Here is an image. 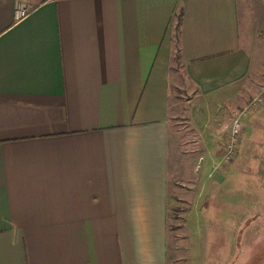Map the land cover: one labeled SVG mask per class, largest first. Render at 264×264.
<instances>
[{"label": "crops", "instance_id": "crops-1", "mask_svg": "<svg viewBox=\"0 0 264 264\" xmlns=\"http://www.w3.org/2000/svg\"><path fill=\"white\" fill-rule=\"evenodd\" d=\"M19 1L0 0V264H168L183 82L196 139L242 124L231 163L210 176L190 165L172 194L188 207L187 246L215 262L233 212L264 224V112L242 118L256 90L236 0H22L16 19Z\"/></svg>", "mask_w": 264, "mask_h": 264}, {"label": "rangeland", "instance_id": "rangeland-1", "mask_svg": "<svg viewBox=\"0 0 264 264\" xmlns=\"http://www.w3.org/2000/svg\"><path fill=\"white\" fill-rule=\"evenodd\" d=\"M236 6L240 40L248 49L251 56L249 68L250 92L251 90H256V92L252 91L250 93V98L248 102L246 101L248 104L244 109L242 118L245 117L253 120L260 117L257 115L259 111L264 112V0H236ZM174 61L175 65L173 70L178 73V80L183 82L180 72L181 68L178 65L176 57ZM182 85L183 87L180 84L177 85V89L174 91L177 113L174 115L175 117L170 127V137H173L174 140L172 141V146H170L171 163L169 166L168 184L170 186L169 191L172 194L173 192L177 193L178 187L184 186L183 180L188 177L182 174L186 175L185 169L190 165V168L193 165L191 172L197 169L198 166H210L211 170L208 174L210 176L215 167L218 168L231 163L235 157L233 153L235 152L237 138L241 133L240 130V133L233 142V153L229 157V160H225L223 157L224 151L222 148H224L229 138L231 125L228 134L226 136L224 135L225 137L222 140L217 138L216 133L211 136L207 135V137L196 139V135L198 136L199 134L194 132L193 125L194 122L198 124L199 121L197 117L188 116L186 112L187 100L192 97V93L188 92L185 88L186 83L183 82ZM234 118H236L235 115ZM255 136L261 138V143L258 141L261 144L259 150L264 153V133H260V135L255 134ZM247 143H249L248 146L250 148L254 145L253 139L251 138L248 139ZM191 172L190 178L192 177ZM236 180H232L234 185ZM258 180L260 182L259 184L254 183L253 177L249 176V182L245 190L249 197H259L257 191L262 196L261 187L263 186V181L261 178ZM257 186H260V189ZM172 194L169 195V198H174V206L168 212V264H197L198 262V264H264V224H261L262 219L259 223L260 225L257 224V220L259 219L257 217L259 216L255 214L256 212H253V214L250 213L248 219H243L242 216L239 217L233 212L232 219L230 221L227 219L225 226L221 227L222 222L220 223V229H218V234L220 235L217 237L215 235L216 243L214 244V249L216 247L217 249H221L224 246V239H226L227 245L225 244L223 250L228 248V251L216 252V261L213 262L212 255L204 252L207 251L206 249L208 247L202 246L204 251H199V253L195 252L194 254L191 251V246H187L188 241H191L192 237L186 236L185 231L182 230L183 217L179 216V214L182 215V212L188 207ZM256 206L255 204L254 208ZM204 255L205 257H203ZM209 255L211 256L210 260L208 259Z\"/></svg>", "mask_w": 264, "mask_h": 264}, {"label": "built area", "instance_id": "built-area-1", "mask_svg": "<svg viewBox=\"0 0 264 264\" xmlns=\"http://www.w3.org/2000/svg\"><path fill=\"white\" fill-rule=\"evenodd\" d=\"M28 9L26 7V3L24 1H19L16 3L15 9H14V16L15 18H21L27 13ZM240 115H238L236 118L232 120L230 132H229V138L225 143L224 146V158L225 160H229L233 153L234 148V140L236 136L240 133V130L242 129V124L240 122Z\"/></svg>", "mask_w": 264, "mask_h": 264}, {"label": "trees", "instance_id": "trees-1", "mask_svg": "<svg viewBox=\"0 0 264 264\" xmlns=\"http://www.w3.org/2000/svg\"><path fill=\"white\" fill-rule=\"evenodd\" d=\"M181 12L179 11L176 15V24H175V29L177 30L178 24H179V19H180Z\"/></svg>", "mask_w": 264, "mask_h": 264}]
</instances>
